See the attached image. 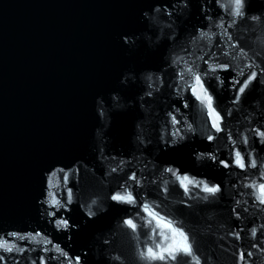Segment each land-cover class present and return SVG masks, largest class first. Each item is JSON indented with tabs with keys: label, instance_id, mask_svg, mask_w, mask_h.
Instances as JSON below:
<instances>
[{
	"label": "water",
	"instance_id": "water-1",
	"mask_svg": "<svg viewBox=\"0 0 264 264\" xmlns=\"http://www.w3.org/2000/svg\"><path fill=\"white\" fill-rule=\"evenodd\" d=\"M236 11L0 0V264H264V0ZM168 223L191 253L146 257Z\"/></svg>",
	"mask_w": 264,
	"mask_h": 264
},
{
	"label": "snow or ice",
	"instance_id": "snow-or-ice-1",
	"mask_svg": "<svg viewBox=\"0 0 264 264\" xmlns=\"http://www.w3.org/2000/svg\"><path fill=\"white\" fill-rule=\"evenodd\" d=\"M235 3L237 5V11L236 14L239 15V8L241 6L242 0H235ZM223 67H227V65H224ZM189 71H191V69H189ZM254 75L252 76V78H254ZM195 79V83L197 86L202 85V81H201V77L199 75H195L194 76ZM246 86V85H245ZM244 90V88L242 87L240 89V91L242 92ZM193 91H195V89H193ZM204 100H206L208 102L209 107L212 106V97L210 95H205L203 97ZM219 115V114H217ZM217 126L218 125H214ZM235 163L237 165H239L241 168L244 167V163L242 161V158L240 156V153L237 152L236 153V159H235ZM186 182V183H185ZM181 183L183 184V186L185 187V190H187V185L192 183V181L188 180L187 177L182 178ZM219 189L218 187H209L207 184L204 185V191L209 192V193H215L217 192ZM261 191L264 192V186H261ZM112 199L117 200V201H132L133 197L129 194V195H114L112 197ZM126 223L131 226L132 228H135L136 225L133 223V221L131 219L127 220ZM169 229H172V236L176 237L179 236L180 239L179 240H175L173 239L172 243L169 244L167 247H165L163 249V252H157L154 251L152 248H148L146 253H144V255L148 258L151 259H164V255L163 253H168L171 256V259H175L176 257L174 255H172V253L177 252V251H183L184 253H191L192 249H191V245L188 242V236L180 229H175L173 228V225L171 223H168L166 225ZM166 239H168V237H166ZM9 251H11V249H8ZM0 259H2V257H0Z\"/></svg>",
	"mask_w": 264,
	"mask_h": 264
}]
</instances>
